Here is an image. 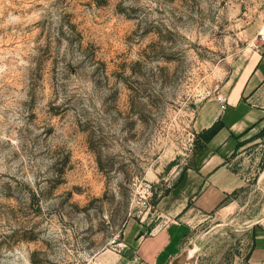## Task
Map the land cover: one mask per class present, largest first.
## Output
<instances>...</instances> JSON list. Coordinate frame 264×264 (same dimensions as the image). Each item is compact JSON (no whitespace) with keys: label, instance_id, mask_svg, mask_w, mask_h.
Listing matches in <instances>:
<instances>
[{"label":"rangeland","instance_id":"obj_1","mask_svg":"<svg viewBox=\"0 0 264 264\" xmlns=\"http://www.w3.org/2000/svg\"><path fill=\"white\" fill-rule=\"evenodd\" d=\"M263 53L264 0H0V264H111L131 222L158 223L198 112ZM257 167L168 264H245Z\"/></svg>","mask_w":264,"mask_h":264},{"label":"crops","instance_id":"obj_2","mask_svg":"<svg viewBox=\"0 0 264 264\" xmlns=\"http://www.w3.org/2000/svg\"><path fill=\"white\" fill-rule=\"evenodd\" d=\"M222 92L227 108L210 100L193 121L199 147L162 198L158 223L131 222L111 264H168L180 253L193 222L249 186L259 163L264 164V53L245 78L230 80ZM215 123L222 126L220 131L205 141L201 134ZM258 182H264V172ZM245 264H264V217L251 228Z\"/></svg>","mask_w":264,"mask_h":264},{"label":"built area","instance_id":"obj_3","mask_svg":"<svg viewBox=\"0 0 264 264\" xmlns=\"http://www.w3.org/2000/svg\"><path fill=\"white\" fill-rule=\"evenodd\" d=\"M217 100H218V102H219V104L221 106V109L225 110L227 108V103H228V99L226 98V96L220 92L217 95ZM150 195H152L151 187L148 186L145 189L144 195H141V199H144V201H143L144 204H148V198H149ZM88 264H91V263H88ZM98 264H101V263H98ZM127 264H137V261L136 260L135 261H131V262L127 263Z\"/></svg>","mask_w":264,"mask_h":264},{"label":"trees","instance_id":"obj_4","mask_svg":"<svg viewBox=\"0 0 264 264\" xmlns=\"http://www.w3.org/2000/svg\"><path fill=\"white\" fill-rule=\"evenodd\" d=\"M221 125L219 123H215L209 130L203 132L201 134V137L205 140V141H209L211 138H213V136H215L221 129Z\"/></svg>","mask_w":264,"mask_h":264}]
</instances>
